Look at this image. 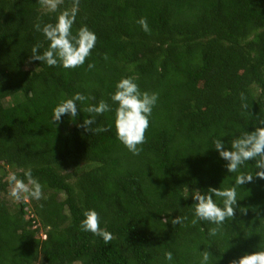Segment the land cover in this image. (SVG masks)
Returning <instances> with one entry per match:
<instances>
[{
  "label": "trees",
  "instance_id": "1",
  "mask_svg": "<svg viewBox=\"0 0 264 264\" xmlns=\"http://www.w3.org/2000/svg\"><path fill=\"white\" fill-rule=\"evenodd\" d=\"M72 6L49 12L38 0H0V192L10 170L27 184L29 169L43 191L12 207L0 198V264H201L203 251L208 264H229L264 251L259 178L237 187L235 218L216 236L215 224L191 222L196 192L257 171L252 160L229 173L213 141L230 148L264 119V0H79L72 33L86 26L97 37L84 65L29 63L35 45L41 54L48 47L34 25L54 24ZM122 78L158 94L138 155L116 136L110 97ZM76 93L88 98L77 102L78 117L53 122V109ZM101 100L111 110L92 127L103 131L86 132L84 109ZM90 209L109 244L81 230ZM176 216L187 219L173 225Z\"/></svg>",
  "mask_w": 264,
  "mask_h": 264
},
{
  "label": "clouds",
  "instance_id": "2",
  "mask_svg": "<svg viewBox=\"0 0 264 264\" xmlns=\"http://www.w3.org/2000/svg\"><path fill=\"white\" fill-rule=\"evenodd\" d=\"M42 8L49 12H57L64 0H38ZM71 10L60 12L56 17V22L41 26L36 23L34 28L37 32H42L48 41V47L43 53L39 52L41 45H35L29 57V63L39 61L48 66H57L64 69H75L84 65L86 58L91 55V50L95 47L97 37L86 26L81 27L74 35L72 26L79 7V0H72ZM137 23L146 33L150 32L146 18H140ZM105 59H108L105 56ZM94 64H88V69L94 68ZM115 92L111 95V101L117 105L115 109V128L117 139L134 155H138L142 149L140 145L146 142L145 133L149 128V117L152 109L158 100V94L141 92L138 85L131 78H122L115 85ZM88 98L81 93H76L72 98L59 103L53 109V122L59 123L62 116L68 115L70 118L78 117L79 110L77 102H84ZM243 100V94H241ZM242 107H247L243 104ZM110 105L101 100L98 104L90 105L84 109L89 114L79 127L86 132L103 131L102 128L92 127L96 124L98 116L110 111ZM214 149L219 156L226 161L225 167L229 173H238L240 167L248 161H255V174L240 173L235 178V185L231 188L221 190L210 187L205 194L196 192L193 196L194 218L192 224L198 220L215 224L209 230V236L214 237L220 231V226L228 219H234L238 207L237 187L254 182L255 178L264 180V119L259 120L254 131L247 132L243 136L231 141L230 148H226L222 140L213 141ZM28 183L17 178L15 174L10 175L11 186L10 195L14 199H21L23 194H27L32 199L43 198L42 185L35 180L29 169L24 173ZM31 185V187H29ZM221 198L223 207L217 205L213 197ZM255 210V209H254ZM242 214H247L246 208H240ZM84 219L80 223L82 231L90 232L93 235L102 237L105 245L113 239L110 232L100 227V217L95 210H86L83 213ZM187 217L176 216L171 220L173 225L181 224ZM211 253L201 252V264H208ZM168 261L173 259L171 252L165 253ZM229 264H264V251H256L246 254L238 259H233Z\"/></svg>",
  "mask_w": 264,
  "mask_h": 264
},
{
  "label": "rangeland",
  "instance_id": "3",
  "mask_svg": "<svg viewBox=\"0 0 264 264\" xmlns=\"http://www.w3.org/2000/svg\"><path fill=\"white\" fill-rule=\"evenodd\" d=\"M254 90L256 91L257 94H259V90L257 87H255ZM12 174H13V171L10 170V172L7 174L6 177L9 178L10 175H12ZM29 187H30V185H29ZM10 192H11V186L8 189L0 192V198L2 200H4L5 202H7L9 204V206L12 207V206H14L15 203H18L21 199H14L13 197H11ZM22 198L24 199V201H27V202L29 200V196L26 193L23 194ZM37 264H39V263H37Z\"/></svg>",
  "mask_w": 264,
  "mask_h": 264
}]
</instances>
